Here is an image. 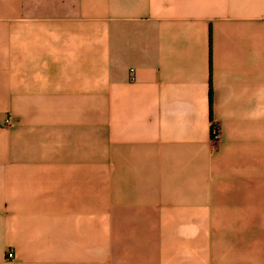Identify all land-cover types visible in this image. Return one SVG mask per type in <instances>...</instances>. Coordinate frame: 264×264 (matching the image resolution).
Here are the masks:
<instances>
[{"label": "crops", "instance_id": "0c3cea01", "mask_svg": "<svg viewBox=\"0 0 264 264\" xmlns=\"http://www.w3.org/2000/svg\"><path fill=\"white\" fill-rule=\"evenodd\" d=\"M0 264H264V0H0Z\"/></svg>", "mask_w": 264, "mask_h": 264}, {"label": "built area", "instance_id": "2783aa9c", "mask_svg": "<svg viewBox=\"0 0 264 264\" xmlns=\"http://www.w3.org/2000/svg\"><path fill=\"white\" fill-rule=\"evenodd\" d=\"M211 135H212V137H213L214 139L217 138V128L214 127V126L212 127ZM13 257H14V255H13V251H12V250H8V251H6V253H5V259H6V260H12Z\"/></svg>", "mask_w": 264, "mask_h": 264}]
</instances>
